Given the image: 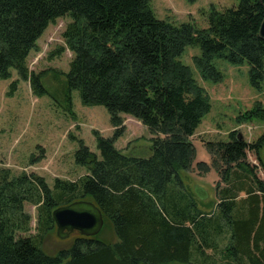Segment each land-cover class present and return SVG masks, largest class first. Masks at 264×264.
<instances>
[{
  "label": "trees",
  "instance_id": "1",
  "mask_svg": "<svg viewBox=\"0 0 264 264\" xmlns=\"http://www.w3.org/2000/svg\"><path fill=\"white\" fill-rule=\"evenodd\" d=\"M237 1L236 8L211 9L199 30L156 19L150 0H0V79H10L13 69L35 96L47 94L44 72H30L27 58L47 27L67 16L62 37L73 57L67 73L53 72L55 95L72 115L77 91L82 105L106 108L114 129L112 139L95 134L100 159L79 141L74 161L87 173L76 180L56 178L50 188L42 177L0 167V264H264V180L247 161V152L263 150L264 133L249 143L232 131L226 142L205 144L219 178L209 212L179 175L192 167L190 138L210 111L191 69L178 61L184 49H199L193 65L203 80H222L212 64L221 59L246 63L251 86L260 89L264 8L259 0ZM121 116L153 136L147 157L114 147L124 132ZM252 119L264 122L258 102L237 122ZM195 168L210 170L203 163ZM79 200L100 210L102 230L91 238L77 233L69 247L46 254L52 211ZM26 205L35 207L34 234ZM104 229L116 241L100 237Z\"/></svg>",
  "mask_w": 264,
  "mask_h": 264
},
{
  "label": "rangeland",
  "instance_id": "2",
  "mask_svg": "<svg viewBox=\"0 0 264 264\" xmlns=\"http://www.w3.org/2000/svg\"><path fill=\"white\" fill-rule=\"evenodd\" d=\"M237 6V0H150L156 19L174 25L191 23L199 30L207 28L211 9L223 11ZM70 21L66 16L50 24L36 42V49L27 58L30 72H44L43 86L47 94L35 96L29 83L22 80L13 69L10 79H0V167L9 169L13 175L26 172L42 177L50 188L56 178L73 181L86 175L87 169L76 165L74 161L79 141L100 159L95 134L105 139L114 136L106 108L82 105L78 92L73 91L71 115L60 97L55 95L59 87L52 79L53 72L67 73L73 57L62 37ZM199 56V49L189 46L178 58L191 69L194 80L205 91L210 102L209 113L203 117L190 138L195 154L192 167L181 171L179 175L186 189L194 193L198 207L209 212L216 199L215 186L219 178L210 166L212 156L205 144L226 142L227 135L232 131L249 143L264 133V122L260 120L237 122L256 102L264 107V75L258 90L249 82V66L246 63L235 66L214 59L212 64L222 74V80L218 83L203 80L193 65V58ZM13 82L16 83L15 89L11 87ZM121 117L124 132L116 139L114 147L134 156L147 157L149 140L153 136L138 121L128 116ZM32 157H38V162L31 164ZM247 161L258 167L257 177L264 180V148L257 154L247 152ZM197 163L209 166L208 173H199L195 168ZM25 210L31 217V234H34L35 207L26 205ZM75 234L66 240H59L54 230L44 239L42 249L46 254L54 255L58 250L69 247L73 240L70 238H74ZM100 237L106 242L116 241L106 229ZM218 261L215 264H220Z\"/></svg>",
  "mask_w": 264,
  "mask_h": 264
},
{
  "label": "water",
  "instance_id": "3",
  "mask_svg": "<svg viewBox=\"0 0 264 264\" xmlns=\"http://www.w3.org/2000/svg\"><path fill=\"white\" fill-rule=\"evenodd\" d=\"M264 8V0H259ZM259 37L264 40V19L259 27ZM239 139L242 137L238 134ZM55 233L59 240H66L73 233L91 238L98 235L103 227L100 210L90 201L79 200L58 207L52 211Z\"/></svg>",
  "mask_w": 264,
  "mask_h": 264
},
{
  "label": "flooded vegetation",
  "instance_id": "4",
  "mask_svg": "<svg viewBox=\"0 0 264 264\" xmlns=\"http://www.w3.org/2000/svg\"><path fill=\"white\" fill-rule=\"evenodd\" d=\"M43 245V244H42Z\"/></svg>",
  "mask_w": 264,
  "mask_h": 264
}]
</instances>
